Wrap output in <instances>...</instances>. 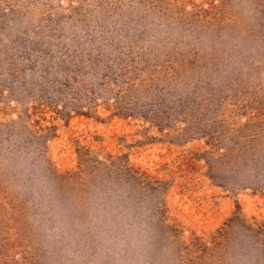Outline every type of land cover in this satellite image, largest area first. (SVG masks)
Here are the masks:
<instances>
[{
  "label": "rangeland",
  "instance_id": "374dc122",
  "mask_svg": "<svg viewBox=\"0 0 264 264\" xmlns=\"http://www.w3.org/2000/svg\"><path fill=\"white\" fill-rule=\"evenodd\" d=\"M0 264H264V0H0Z\"/></svg>",
  "mask_w": 264,
  "mask_h": 264
}]
</instances>
